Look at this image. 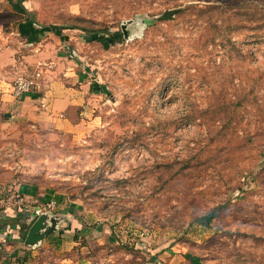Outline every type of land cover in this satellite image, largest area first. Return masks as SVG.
Returning <instances> with one entry per match:
<instances>
[{"label":"rangeland","instance_id":"obj_1","mask_svg":"<svg viewBox=\"0 0 264 264\" xmlns=\"http://www.w3.org/2000/svg\"><path fill=\"white\" fill-rule=\"evenodd\" d=\"M0 30L24 96L87 91L0 130L5 264H264V0H0Z\"/></svg>","mask_w":264,"mask_h":264},{"label":"crops","instance_id":"obj_2","mask_svg":"<svg viewBox=\"0 0 264 264\" xmlns=\"http://www.w3.org/2000/svg\"><path fill=\"white\" fill-rule=\"evenodd\" d=\"M3 30H0V39L3 37ZM16 51L11 47L0 50V130L3 127H21L29 125L30 127L43 126L47 129H70L72 126V112L77 108H82L84 99L87 98L86 85L80 87L67 85L69 80L66 73L55 78H50V84L47 90L41 94L33 93L20 99H14L11 94L10 82L15 77L16 70H23L24 62H30L25 59L22 61L20 56H16ZM36 58V57H35ZM68 75V74H67ZM70 79L80 82V78L72 77ZM36 192L33 185L20 187V193L32 195ZM0 230H4L1 229ZM3 228H5L3 226ZM0 239V244H7L10 237L8 235ZM5 240V241H4ZM7 240V242H6ZM0 251V264L9 262V256L2 255Z\"/></svg>","mask_w":264,"mask_h":264},{"label":"built area","instance_id":"obj_3","mask_svg":"<svg viewBox=\"0 0 264 264\" xmlns=\"http://www.w3.org/2000/svg\"><path fill=\"white\" fill-rule=\"evenodd\" d=\"M39 73L35 75H29L23 72V70H16L14 80L11 83L12 95L14 98H21L22 96L32 93L38 86ZM21 201L23 200L20 198Z\"/></svg>","mask_w":264,"mask_h":264}]
</instances>
